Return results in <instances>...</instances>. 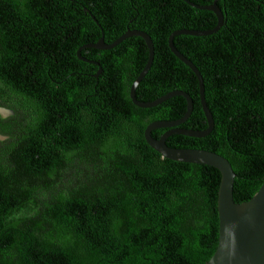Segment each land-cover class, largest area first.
I'll return each instance as SVG.
<instances>
[{
	"label": "trees",
	"instance_id": "obj_1",
	"mask_svg": "<svg viewBox=\"0 0 264 264\" xmlns=\"http://www.w3.org/2000/svg\"><path fill=\"white\" fill-rule=\"evenodd\" d=\"M195 6L212 0H187ZM223 24L203 37L175 36L203 85L213 128L166 146L212 152L235 176L232 199L248 201L264 174V0H217ZM214 16L182 0H0V264H204L215 245L218 172L161 158L142 132L176 121L181 97L150 109L130 102L147 52L138 102L173 90L192 101L179 127H206L193 74L168 50L175 30H210ZM98 68L103 73L93 78ZM165 130H155L157 139ZM245 179H241V178Z\"/></svg>",
	"mask_w": 264,
	"mask_h": 264
},
{
	"label": "water",
	"instance_id": "obj_2",
	"mask_svg": "<svg viewBox=\"0 0 264 264\" xmlns=\"http://www.w3.org/2000/svg\"><path fill=\"white\" fill-rule=\"evenodd\" d=\"M182 1L186 5L197 10L210 12L215 18V26L210 30H175L170 32L166 39L169 52L180 63L187 67L195 77L199 106L206 124L205 129L195 131L179 127L188 119L192 111L191 99L181 91H170L150 102H138L135 99V88L149 70L153 58V46L145 33L134 29L126 30L109 44H105L101 37L93 44L88 43L79 46L75 51V57L82 62L96 65L94 62H89L80 58V50L84 48L97 51L111 50L122 41L131 37H137L143 42L147 56L142 69L130 83L128 89V98L130 102L139 109L156 107L172 97H181L185 102V111L178 120L154 121L144 127L142 136L145 144L163 159L177 163L207 166L218 172V183L215 196L217 234L212 252L204 264H264V174L257 179H247H262V182L257 192L248 201L236 204L232 199V183L234 177L237 176L234 175L229 163L224 158L204 150L175 149L165 144L166 139L171 136L200 139L206 137L213 128L211 114L207 110L203 98L201 77L192 63L176 51L173 47L172 39L179 35L193 37L211 35L222 26V14L216 5L217 0H212L209 5L205 6H195L187 0ZM97 75H99V68L93 78H97ZM0 111L2 110L0 109ZM0 118H4L2 114H0ZM155 130L165 131L157 139H154L150 136V133ZM0 138L3 139L2 137Z\"/></svg>",
	"mask_w": 264,
	"mask_h": 264
},
{
	"label": "rangeland",
	"instance_id": "obj_3",
	"mask_svg": "<svg viewBox=\"0 0 264 264\" xmlns=\"http://www.w3.org/2000/svg\"><path fill=\"white\" fill-rule=\"evenodd\" d=\"M2 110V112H4L3 114H2V116L4 117V118H6V117H8L11 113L9 112V111H4V109H1ZM2 139L0 138V141H1Z\"/></svg>",
	"mask_w": 264,
	"mask_h": 264
},
{
	"label": "flooded vegetation",
	"instance_id": "obj_4",
	"mask_svg": "<svg viewBox=\"0 0 264 264\" xmlns=\"http://www.w3.org/2000/svg\"><path fill=\"white\" fill-rule=\"evenodd\" d=\"M94 51H97V50H94ZM97 52H102V51H97ZM102 73H103V71L99 68V74H102Z\"/></svg>",
	"mask_w": 264,
	"mask_h": 264
},
{
	"label": "bare ground",
	"instance_id": "obj_5",
	"mask_svg": "<svg viewBox=\"0 0 264 264\" xmlns=\"http://www.w3.org/2000/svg\"><path fill=\"white\" fill-rule=\"evenodd\" d=\"M4 112L0 111V114H3Z\"/></svg>",
	"mask_w": 264,
	"mask_h": 264
}]
</instances>
